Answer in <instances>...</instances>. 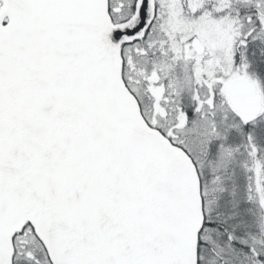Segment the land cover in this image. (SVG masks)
I'll use <instances>...</instances> for the list:
<instances>
[{
  "label": "snow or ice",
  "instance_id": "1",
  "mask_svg": "<svg viewBox=\"0 0 264 264\" xmlns=\"http://www.w3.org/2000/svg\"><path fill=\"white\" fill-rule=\"evenodd\" d=\"M0 264H264V0H0Z\"/></svg>",
  "mask_w": 264,
  "mask_h": 264
}]
</instances>
